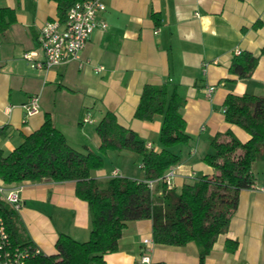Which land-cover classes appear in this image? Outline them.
Instances as JSON below:
<instances>
[{"label": "crops", "instance_id": "crops-1", "mask_svg": "<svg viewBox=\"0 0 264 264\" xmlns=\"http://www.w3.org/2000/svg\"><path fill=\"white\" fill-rule=\"evenodd\" d=\"M102 2L105 10L98 21L106 28H96L89 37L80 53L83 67L72 62L38 71L21 56L27 52L41 56L38 33L47 21L58 19L56 2L0 0V7L14 10L16 18L0 38V149L13 151L49 115L72 148L97 153L100 141L95 128L108 111L119 125L159 151L161 117L139 121L134 113L145 85H167L184 100L181 114L191 137L188 146L175 148L181 161L174 166L172 188L213 176L214 170L203 162L211 152V140L226 132L242 144L250 139L226 122L227 96L264 97V57L248 79L229 73L237 50L257 55L264 47V0ZM256 23L260 27L253 29ZM99 66L104 69L97 73L94 68ZM209 87L214 89L210 95ZM34 95L40 98V112L26 117L23 107ZM103 159L110 167L91 171L93 179L105 182L117 171L120 177L143 180L140 158L134 153L109 152ZM119 162L120 167L115 165ZM252 172L255 187L264 188V161L255 162ZM11 186L21 187L23 202L17 232L43 255L56 253L60 234L78 242L88 239V206L76 197L74 182L43 180ZM144 239L152 240L151 221L127 222L118 250L104 256L105 264H137ZM226 241L237 244L234 252L227 250ZM148 256L150 264H264V192L255 188L240 192L226 233L217 238L203 263L194 243L154 244Z\"/></svg>", "mask_w": 264, "mask_h": 264}, {"label": "trees", "instance_id": "trees-1", "mask_svg": "<svg viewBox=\"0 0 264 264\" xmlns=\"http://www.w3.org/2000/svg\"><path fill=\"white\" fill-rule=\"evenodd\" d=\"M57 16L64 22L68 10L82 0H54ZM156 21V16H153ZM16 22L14 10L0 7V38ZM260 27L259 23L253 29ZM264 47L257 55L240 52L235 55L229 73L239 80L248 79ZM184 100L176 89L167 85H145L134 119L151 121L160 116L158 137L160 150L147 148L133 131L119 125L111 112H105L95 128L100 145L97 153L72 148L56 128L49 115L41 127L23 138L10 153L0 149V180L6 185L50 180L74 182L75 195L86 202L90 218L89 237L84 242L60 234L55 242L56 253L30 257L26 264H105L104 256L118 250V241L127 222L150 220L152 240L156 245L182 247L194 243L199 261L204 262L217 238L226 233L237 209L242 190L255 188L252 165L264 161V97L228 95L224 102L227 123L246 132L250 139L242 144L230 132L216 135L210 142L211 152L203 162L212 168L211 177H199L179 190L169 189L158 181L153 190L148 181L159 180L165 172L181 161L182 148L190 144L181 111ZM128 151L140 158L143 180L112 177L99 182L91 171L104 166L109 152ZM12 245L35 248L16 229L17 214L0 202ZM234 252L235 242L226 241Z\"/></svg>", "mask_w": 264, "mask_h": 264}, {"label": "built area", "instance_id": "built-area-1", "mask_svg": "<svg viewBox=\"0 0 264 264\" xmlns=\"http://www.w3.org/2000/svg\"><path fill=\"white\" fill-rule=\"evenodd\" d=\"M105 10L102 0H82L75 3L67 12L66 19L61 22L59 19L47 21L39 30L38 43L41 56L35 52L22 54V59L29 63L32 69L38 71L50 70L61 65L76 62L81 68L84 62L80 53L85 48L86 43L96 28L105 29L106 24L98 21L99 13ZM236 51L235 55H239ZM103 67L94 68L99 73ZM213 87H209L208 95L213 92ZM25 116L32 117L40 112V98L38 95L32 96L28 103L24 105ZM225 111V110H224ZM84 122H88L86 118ZM147 145V148H150ZM174 167L169 168L165 174L156 181H148L147 186L153 190L158 181L171 189L174 177ZM119 174L113 172V177ZM261 192L264 188L255 187ZM21 187L6 185L0 182V202L7 205L16 214L22 208L23 202L20 196ZM144 248L137 264H150L148 253L154 245L153 240L144 239ZM41 252L38 248L21 247L12 245L10 234L7 231L3 217L0 215V264H26L30 257H34Z\"/></svg>", "mask_w": 264, "mask_h": 264}, {"label": "rangeland", "instance_id": "rangeland-1", "mask_svg": "<svg viewBox=\"0 0 264 264\" xmlns=\"http://www.w3.org/2000/svg\"><path fill=\"white\" fill-rule=\"evenodd\" d=\"M115 165L120 167L121 163L120 162L119 163H115ZM109 167H110L109 166V163L106 161V163H104V166L101 169L107 171L109 169ZM132 167H135L136 168V163H132Z\"/></svg>", "mask_w": 264, "mask_h": 264}]
</instances>
